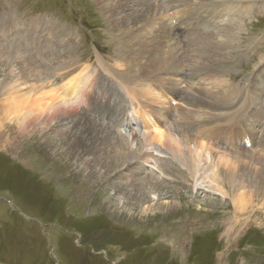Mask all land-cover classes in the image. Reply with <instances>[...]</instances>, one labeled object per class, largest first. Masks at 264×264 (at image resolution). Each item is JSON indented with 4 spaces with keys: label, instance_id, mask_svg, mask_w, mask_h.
Segmentation results:
<instances>
[{
    "label": "rangeland",
    "instance_id": "obj_1",
    "mask_svg": "<svg viewBox=\"0 0 264 264\" xmlns=\"http://www.w3.org/2000/svg\"><path fill=\"white\" fill-rule=\"evenodd\" d=\"M198 1L201 2L174 6L171 0H161L167 10L158 22L166 23L167 27L171 26L169 16L175 17L178 9L193 8L191 13L182 16L178 26L177 21L172 22V26L176 24L181 28L183 47L174 46L181 59V74L187 71L189 75H166L158 80L141 81L142 89L152 90L153 95L149 97L145 95L147 91L139 93L136 85L125 90L118 82L120 71L128 67L127 64L121 67L117 54L118 46H123V36L108 26V16L100 3L94 0H0V44H8L9 48L8 52L2 51L7 53L4 55L7 60L4 62L0 57V100L8 96L1 91V84H12L19 89L10 100L14 96L26 99L33 97L35 92L38 94V87L46 75V89L48 86L54 88L78 115L85 117L83 120L88 118L111 127L115 133L128 138L129 143L134 126L126 127L125 117L117 128L116 121L121 116L117 110L129 106L137 108L140 118L147 124V129H140L148 136L147 143L160 150L163 144L156 136L162 132L175 134V128H182L186 121L190 123L186 127L188 131L193 127L200 136L208 134L227 146L231 139L238 137L239 127L236 126L246 124L251 136L248 147L229 149L213 141H204L219 153L205 155L208 151L203 152V159L209 162L205 160V164H199L197 177L202 176L211 160L217 163L216 158L222 153L232 157L237 154L264 156V63L257 64L260 56H264V0ZM223 1L250 4L252 10L239 14V7L231 17L212 18L210 10ZM240 22H243L242 31L231 45L228 60L219 61L216 67L207 70L198 69L196 65L201 68L198 63L204 61L200 58L209 61L214 53L207 43L195 48L196 41L210 34L219 40L230 30L228 28ZM44 23L54 28H43ZM201 28H205L204 33L197 32ZM149 30L147 25L142 31L147 39L152 36ZM66 34L72 35V40ZM159 44L163 54L170 51L166 38ZM29 49L34 53L30 54ZM151 51L150 59L157 58L156 52L160 50ZM28 54L40 66H45V72L39 73L42 75L37 70L28 74L29 65L25 58L24 62L20 60ZM63 57L70 58L67 66L61 71L50 68ZM193 69L199 71L190 78ZM218 83L225 88L223 94L227 99L217 108L203 105L187 108L188 105L182 104L185 92L191 97L197 89L217 91L220 90ZM70 84L92 90L83 99L75 94L73 105L81 110L61 95V88ZM167 87H174L175 93ZM256 88L261 89L256 93L259 101L255 104L260 107V114L256 120L254 118L250 129L251 106L255 105L247 106L250 109L246 108L248 112L240 120L231 121V116L240 109V100L233 98L232 92L239 90L247 94ZM102 96L107 100L103 101ZM91 97L99 98L103 108L96 112L98 116L103 114L100 117L105 121L89 113L87 102ZM107 110H113L116 121L106 120L110 114ZM184 115L188 117L182 119ZM85 122L74 129L71 125H54L53 129L31 137L30 148L0 153V264H264V209L259 207L254 214L245 216L235 213L215 185L216 176L210 173L198 178L196 185L194 180L184 182L180 179L178 183L170 179L178 172L163 161L168 155L154 152L155 165L140 161L129 171L128 164L138 160L141 146L133 142L130 145L132 154L128 153L130 147L125 142H114L113 147L111 141L104 146L102 140L106 136L99 133L98 126ZM58 134L65 139L58 140ZM198 134L194 137H199ZM103 146L105 149L101 151ZM170 160L176 168L183 169V175L178 176L188 173L174 157ZM23 163L31 166L29 170ZM159 164L170 171L163 174L158 170ZM221 169L220 165L219 177L223 173ZM151 179L162 185L157 193L144 190Z\"/></svg>",
    "mask_w": 264,
    "mask_h": 264
},
{
    "label": "bare ground",
    "instance_id": "obj_2",
    "mask_svg": "<svg viewBox=\"0 0 264 264\" xmlns=\"http://www.w3.org/2000/svg\"><path fill=\"white\" fill-rule=\"evenodd\" d=\"M94 1L97 3H100V7L102 8V11H106V14L108 16L107 20L109 22L108 26L111 28H114L115 32L123 36L121 37L122 38L121 43L123 46L122 48L118 46L117 54L120 57L119 63L121 64V67H123L126 64L128 67L125 68L126 71L124 70V68H123V71H120V73L122 74L118 75L120 76L118 79V82L122 86H125L124 87L126 88L125 90L130 89V86L132 87L133 85H136L135 89H137L139 93L147 91L145 95H148L150 97L151 95H153L152 90L150 89L148 90L147 87L146 88L143 87L142 89L141 88L142 86H140L141 81L144 82L148 80H152V81L158 80V78H161V76L165 77L166 75H168V77L169 75L175 76V77L180 76V75H183V76L189 75V73L187 74V71L185 72L183 71L181 74V69H180L181 59L179 57V53L176 50L174 51L175 49L174 46L177 44L183 47V41H181V35L179 33V29L181 28L177 26L181 22V18H183L182 16L189 14L193 11L192 6H189V7L186 6V7L178 9L177 13L175 14V18L177 20V26L173 28L172 20L170 16H169V21L171 23L170 27L169 26L167 27L166 23L162 24L158 22L160 20V16H162L163 13H166V10H167V6H164V7L162 6L161 0H94ZM171 2H173L172 5L175 6L179 4L189 5L190 3L201 2V1L171 0ZM239 7H241V10L239 9ZM216 9L218 10L216 11ZM251 10H252V6H250V4L242 5L240 3L233 4L230 2L226 3V1L225 2L223 1V3L217 7L213 6V9L210 10L211 12L210 16L212 18H214L215 16L225 18L226 16L231 17L232 15H235V13H237L238 11L240 14V12L247 13ZM169 13L170 11L168 12V15ZM242 23L243 22L238 23L237 26L234 28H228L230 30L227 33L222 34L223 36H221L219 40L216 38H212L211 36L212 34H210L207 37L203 36L201 38L202 40L199 39L196 41L195 48L199 47L200 45L202 47L203 45H206L207 43L208 45L211 46L210 49L214 53V56L210 57L209 61H207L206 59H203V57L200 58L204 61L201 62V64L197 62L201 67L199 68V66L196 65L198 69L207 70L209 68L216 67L219 64V61L226 62L228 60L227 56H229L231 52V45L236 39L237 34L242 31L241 29ZM147 25H148V28L150 29L149 31H152L153 38L151 36L150 39H147L146 36L142 35L143 33L142 31L145 30V27ZM44 27L50 30L54 28L51 26L50 28L47 27L45 23L43 24V28ZM204 29L205 28H201L199 30L196 29V30H198L197 32L200 31L199 33H204L205 32L203 31ZM219 31L217 32L219 33ZM66 36L69 40H72V35L66 34ZM163 38L167 39L169 48H170L169 49L170 51L165 52L164 54L159 44V42ZM156 40H157V45L155 42ZM152 49L160 50L161 52L157 51L156 52L157 55L155 56H158V57L151 60L150 55L152 53L151 51ZM2 51L4 52L9 51L8 44L4 46L3 44H0V55H1L0 57L4 58V62H5L7 60V56H4V55L7 53H3ZM32 52L33 51H30L29 49V53L32 54ZM30 54H28L27 57L23 56L20 59L22 60V62H24L25 60L26 63L29 65L28 74L36 70L38 71V72L36 71L38 74L42 72L44 73L45 71L43 69L45 66L42 67L43 66L42 64H41L42 66H40L39 62L32 60V57L30 56ZM43 56L46 57L47 55H43ZM68 57H63L62 59L58 61L56 60V62L58 63H56L55 66L49 65L50 68L53 69L55 67L56 70L58 69L61 71V69H63L64 66H67V64L70 62L69 61L70 58ZM262 62L264 63V56H260L257 64H260ZM196 71H199V70H195V69L192 70L191 72L192 76L190 78L196 75ZM118 73L116 72V74ZM39 75H42V74H39ZM42 79H44V81L42 82V85H39L40 88L37 86L39 89L38 94H36L37 92H35L36 96L35 94L33 97H31L32 95L31 96L29 95L31 98H26V99L24 98L21 99V98H18L17 96H14V99L10 100V98L13 95H15V92H17L19 89H16V87L11 86L12 84L11 85L10 84L4 85V83L1 84V89H2L1 91L6 93L8 96L0 100V153L9 154V153H13L15 150L20 149L21 147L22 148L29 147L30 144L28 143L31 137H33L34 135L37 136L40 133L42 134L43 131H46L47 129H51L52 127H54V125L55 126L71 125V127H73L74 129V127L76 126H82L84 123H86L85 121L87 120L88 122L87 125L93 126V127L98 126L97 128L99 130V133H101L103 137L106 136L102 140L105 143L104 146L107 143H110L111 141H113V147H115L114 142H118V141L125 142L130 147V150L128 151V153H131V154L133 153V149L131 148L130 145H132L133 142H135L136 145L141 146V147L139 146L141 150L140 152H138V160L136 162L128 164L127 168L129 169V171L132 165L134 166L138 164L140 161H144L147 163L152 162V165H155L157 163V160H156V157L153 155L154 152H156L157 154H161L165 157L168 155L169 158L163 161L172 167L170 169H175V171L178 172V175H183L184 173L182 168H179V167L176 168L177 167L176 164L170 160L171 157H174V159L177 160V163L182 165V167H184L188 171V173L185 176H178L174 174L175 176L171 177L170 179H176L178 183L181 182L180 179L184 182H187V181L193 182L194 180L195 185H196L199 183V182L197 183L198 178H203L208 175L207 173H210L212 176L214 177L216 176V181L218 180V182L215 185L217 186V188H219V192L221 193V195L226 198L228 203L231 204L235 213H239L245 216L248 214H254L256 210L258 211L257 208L259 207L261 210L264 209V156H261L258 154L257 155L255 154H245V155L239 154L238 155L237 154L236 156L232 157L225 153V155H227V157H225V155L222 153V156H220L222 157V160L220 162L219 161L220 157L218 156V154H216L218 156V158H216L217 163L214 160L213 162L211 160L210 164L207 165V168L203 170L202 176L200 174V176L197 177V174L199 173L198 172L199 164L201 162L205 164V162L208 160L207 158L203 159V154H204L203 152L208 151L207 153H205V155L206 154L210 155V152L219 153L217 149L215 150L214 148L211 147V144H209L208 142L205 143L204 141L206 140L213 141L216 143V145H219L220 147H223V148H229V149H234L235 147H240V146H243L244 148L248 147L250 140H251V136H250L248 129L246 128V124L236 126V127H239V131L236 132L238 137L237 139H234V138L231 139L230 145L227 146L211 138L208 134H206V136L204 135L200 136V134H198V132L195 131L196 129L194 130L193 127L190 129L192 132L188 131L189 129L187 128L188 129L187 130L186 127L190 123L186 121L187 123L184 124L185 127L184 126L182 128L178 126L176 128L174 127L177 133L170 135L166 132L165 133L162 132L160 135L156 136L157 141L160 144H163L162 145L163 150L162 149L160 150V148L157 149L156 146H153L151 143H147L146 137L148 136H144L146 134L141 132L142 129H147L146 128L147 124L145 125L144 124L145 122H143V120L140 118V112L137 110V108H133L132 106L131 107L129 106V107H125L122 110H117L118 113L121 112V116L118 117V121H116L117 119L114 120L113 110H107V111H110L109 112L110 114L106 118V120L108 119V121L110 120L116 121L117 128H119L120 123L121 124L123 123L125 117H126L125 120L128 121V115L132 114L130 115L129 122L124 121V125L126 127L134 126V132H133L134 135H132L131 141L129 143L128 138H126L123 135L115 133V131L111 127L107 125H101L102 123L101 124L97 123L96 121L88 119V118H86V120H83L85 119V117L78 115V113H76L72 109V107H70V105L57 94V91L54 88H51L50 86H48L49 89H46L47 88L46 86L48 83L47 82L48 78H46V75H44ZM219 85L220 84L218 83L217 88L220 89L221 91L216 89L217 91L213 90L210 92H206L201 89L200 90L197 89L194 92V95L191 97H188L190 95L186 96L185 95L186 92H185L184 95H182L184 97L181 99V102L184 105L185 104L188 105L186 106L187 108L188 107L196 108V107H199L200 105H203L209 108L216 106L217 108V105L219 103H223L227 99L225 97V93L223 94V92H225V88L223 86L219 87ZM137 86H140V87L137 88ZM82 87L83 86H80L77 88L75 84H70L66 88H61L60 90L61 95L64 98H66L69 102H71L73 105V98L75 97V94H77V97H80L83 99L85 95H88L90 92H92L91 89H87L88 87L85 89ZM167 88L169 90H172L175 93L174 87H167ZM259 90L261 89L259 88L251 89L250 90L251 92L247 94H246V91H239V90L236 92L234 91L232 92V96H234L233 98L240 100V104H239L240 109H237L236 112L232 111L235 113L231 116V119H232V120L230 119L231 121L235 122L236 120L237 121L240 120V118L245 113L248 112V109H250L247 106H249L251 103H254V105L258 104L257 101H259V99L257 98L258 96L256 95V93ZM84 91L87 93L85 94ZM178 92L179 91L177 90V94ZM148 96L146 100H148L149 98ZM100 98L105 99L104 96ZM88 100L89 102H87V104H89V113H92L96 117L100 118L102 121H105L103 118L100 117L103 114L98 116L96 112V111L100 112L101 109L103 108V105L100 103L99 98L97 99L95 97H91ZM106 100L107 99L103 101H106ZM73 106L81 110L80 107L75 106V105ZM128 108H132L131 111ZM251 109H253V112H251L250 118H249L252 121V124H249L250 129H252L254 118L256 120V118L259 117L258 114H260L258 110L260 109V107L258 105L257 106L255 105V107L253 108L251 106ZM107 111H105V113ZM186 117H188V115H184L182 119ZM156 129L159 130V128H156ZM195 134H198L199 137L197 136L194 137ZM110 137L113 139H116V138L117 139L114 141ZM56 138L60 140L61 135L58 134ZM167 142H170V143H167ZM104 146L102 147V149H100L101 151L105 149ZM51 147H53V145H51ZM168 151L170 152V154H168L169 153ZM38 162L40 161L38 160ZM195 162L198 164L197 167H195ZM14 163L17 164L16 162ZM23 164L25 165L24 166L25 169H28L31 167L25 163ZM161 164L157 166L160 172L165 174L167 171H170L168 167L166 169L164 168L165 166ZM220 165L223 166V169H221L220 171L223 173H226L224 175L223 173H221L222 175L221 177H219L217 174L218 168L220 167ZM181 184L184 185L186 183H181ZM190 185L192 184L190 183ZM161 187L162 185L158 181L153 183L151 179V181L147 182V184L144 185V190L148 189V190H152L153 192L157 193L158 191H160ZM224 188L226 189V192L223 191ZM250 223L252 224V222Z\"/></svg>",
    "mask_w": 264,
    "mask_h": 264
}]
</instances>
